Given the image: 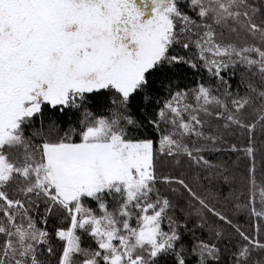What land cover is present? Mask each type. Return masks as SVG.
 <instances>
[{"label":"snow or ice","instance_id":"snow-or-ice-1","mask_svg":"<svg viewBox=\"0 0 264 264\" xmlns=\"http://www.w3.org/2000/svg\"><path fill=\"white\" fill-rule=\"evenodd\" d=\"M0 264H264V0H0Z\"/></svg>","mask_w":264,"mask_h":264}]
</instances>
